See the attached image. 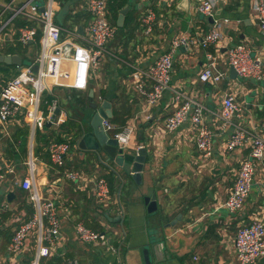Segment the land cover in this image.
<instances>
[{
    "label": "crops",
    "instance_id": "0c3cea01",
    "mask_svg": "<svg viewBox=\"0 0 264 264\" xmlns=\"http://www.w3.org/2000/svg\"><path fill=\"white\" fill-rule=\"evenodd\" d=\"M7 1L0 0V10ZM40 1L44 0H38V3ZM81 2L61 0L56 20L65 30L84 35L90 15L83 10ZM121 2L126 13L122 27H118L119 12L115 15L110 11L107 0L115 35L106 44V53L98 65L92 69L87 88H52L51 97L58 99L59 108L54 118L61 117L62 121L57 125L47 124L49 119H46L41 128L34 129L23 121L8 123L5 129L0 124V162L11 163L14 167V173L0 184V264H29L35 252L33 237L22 255L15 259L7 251L14 231L12 225L15 227L29 218L32 209L28 191L13 183L28 174L25 162L31 145L41 194L56 203L60 218L59 242L55 254L47 259L49 264H64L65 258H74L77 264H143L142 257L148 254L152 262L158 260L153 264H237L233 247L236 229L256 215L264 217V156L256 163L251 189L242 209L229 212L222 206L249 147L224 151V142L233 128L223 125L216 117L223 94L232 92L242 111L236 121L264 137V78L258 82L231 79L225 56L228 46L246 43L264 64V30L254 16L252 0H216L213 4V17L230 21L223 27L221 39L207 48L216 57L217 69L226 73L219 82L210 84L198 79L207 62L206 49L198 43L189 50L180 48L173 53L170 86L204 105V124L212 130L209 157H203L197 150L196 127L190 119L174 131L165 129L164 120L174 110L172 92L165 91L156 105L148 107L132 84V73L136 67L147 69L152 65L170 49L171 39L176 35L185 34L198 41L211 28V19L199 12L200 0ZM148 8L155 18L151 31L145 33L141 18ZM10 13L6 10L3 18L9 17ZM31 25L19 16L12 28L17 30ZM79 27L82 33H79ZM65 36L62 32V37ZM5 37L7 43L1 53L17 54L27 61L37 57L39 39L22 45L16 35L12 40L8 35ZM34 44L37 50L32 55ZM0 68L4 69L0 70L1 87L6 79L16 74L18 67L1 63ZM147 88H150L149 83ZM91 96L99 104L109 100L112 111L109 119L115 129L134 121L137 129L127 151L135 152L140 146L147 149L141 184L133 182L128 166L122 161L109 159V167L103 163L106 161L103 153L98 156L79 149V131L82 128L89 130L93 113ZM50 101L44 94L41 105L44 115ZM64 140H69L72 147L62 165L52 164L46 146L50 141ZM69 169L104 178L113 173V193L107 205L97 203L92 183L82 185L67 180L63 172ZM153 192L158 209L148 215L143 197ZM116 215H123L122 224L113 221ZM173 220L176 223L171 225ZM77 222L105 232L109 244L117 252L101 244L81 242L74 233ZM157 242L155 252L151 244ZM254 264H264V255Z\"/></svg>",
    "mask_w": 264,
    "mask_h": 264
},
{
    "label": "built area",
    "instance_id": "2783aa9c",
    "mask_svg": "<svg viewBox=\"0 0 264 264\" xmlns=\"http://www.w3.org/2000/svg\"><path fill=\"white\" fill-rule=\"evenodd\" d=\"M149 2L150 0H141ZM216 0H200L199 12L212 18L211 28L198 41L185 34L176 35L171 39L170 49L162 53L147 69L136 67L132 73V84L144 99L145 105H156L165 91L172 92L173 112L164 120L167 131L176 130L186 119H190L196 127L195 145L203 157L212 153V130L204 124V105L186 96L182 91L170 86L173 65V53L180 48L189 50L193 44L206 49L204 56L206 65L199 73L198 79L204 83L215 84L226 76L225 72L217 69L216 57L207 50L208 46L216 43L222 37V29L229 24L228 19H215L213 4ZM61 0H44L43 10L40 11L38 0H8L0 10V50L6 44L8 35H16V40L22 45L35 41L40 31V51L33 61L17 66L16 74L6 79L0 87V124L5 129L8 123L23 121L33 129L41 128L46 119L58 107V99L53 97L48 103V111L44 115L41 110L43 95H53V86H63L76 90H85L93 68L106 53V44L115 35V26L110 21L107 0H82L81 6L90 15V21L85 34L77 31L65 30L56 20ZM6 10L11 13L3 18ZM254 16L264 30V0H252ZM21 16L32 23L17 30L12 28L14 20ZM154 12L148 8L141 18L145 33L152 29ZM65 32V37H62ZM226 61L236 72V78L242 80L260 81L264 78L263 60L253 54L252 48L246 43H236L225 49ZM36 65V70L33 69ZM148 83L150 88H147ZM46 103V101H45ZM241 107L234 97V93H225L221 98V108L216 113L223 125L232 126L233 130L224 142L223 150L231 151L247 145L248 154L241 159L233 185L222 205L229 212L242 209L249 195L256 163L264 156V137L250 132L238 123ZM61 117L53 119L56 125ZM104 132L116 139L117 147L127 150L135 134L134 121L127 122L121 129L115 126L109 118L102 119ZM69 140L50 141L46 146L49 160L52 164L62 165L64 158L71 148ZM141 147V146H140ZM31 145L28 151L26 165L28 174L19 182L22 189L28 191V198L33 209L32 215L21 221L14 229L7 251L12 259L22 255L27 242L33 237L35 252L29 264H49L47 259L53 256L59 242L60 218L57 205L52 199L42 196L40 185L36 181V158ZM139 147H136V150ZM14 173L11 163L0 162V184L8 175ZM63 176L70 181L80 182L82 185L92 183L97 203L107 205L110 200L109 186L104 177L88 175L83 170L69 169ZM74 233L81 242L101 244L117 250L109 244L105 232L93 230L81 222L74 225ZM234 253L237 264H254L264 255V217L256 215L248 223L240 225L233 240ZM64 264H77L74 258H65Z\"/></svg>",
    "mask_w": 264,
    "mask_h": 264
},
{
    "label": "water",
    "instance_id": "95a60500",
    "mask_svg": "<svg viewBox=\"0 0 264 264\" xmlns=\"http://www.w3.org/2000/svg\"><path fill=\"white\" fill-rule=\"evenodd\" d=\"M42 4L43 1H40V11L43 10ZM125 13L126 7L120 9L119 15L116 20V25L118 27H122ZM210 19L212 21V18ZM78 31L79 33H82L81 27H79ZM1 63L6 65L20 66L23 63H26V61L22 60V57L20 55L3 54L0 51V64ZM33 69L36 70V65H33ZM229 76L231 79L236 78V72L232 67H230L229 69ZM90 107L93 110V113L89 121V130L86 131L84 128L81 129V133L77 141L79 149H81L82 151H92L98 156L99 154L103 153L104 155H106V161L103 162L106 166H109L107 164V161L109 159H118L122 161L128 166L130 178L133 180V182L137 185L141 184L142 171L146 161L147 149L144 146L139 147L137 150H135V152L119 149L117 147L116 139L104 132L101 125L102 119L110 118L112 116L111 103L109 102V100H104L99 104L97 102H94L91 96ZM58 112L59 108L54 111L50 119L47 121V124H50L52 122ZM10 195L11 193H8V196ZM143 204L145 206V211L148 215L156 212L158 209L156 193L153 192L150 195H145L143 197ZM113 221L122 224L123 215H116ZM175 223L176 220H173L170 224L174 225ZM157 244H159V242L151 244L155 252L158 247ZM145 249L144 251H146ZM142 261L143 264H153L155 263V261L158 260L154 259V262H152L151 257L148 254L147 256L144 255L142 257Z\"/></svg>",
    "mask_w": 264,
    "mask_h": 264
},
{
    "label": "trees",
    "instance_id": "16d2710c",
    "mask_svg": "<svg viewBox=\"0 0 264 264\" xmlns=\"http://www.w3.org/2000/svg\"><path fill=\"white\" fill-rule=\"evenodd\" d=\"M123 6V2H121V0H108V7L110 9V11H112L115 15L119 12V10L122 8ZM129 16V15H128ZM112 22V21H111ZM126 22H128V19L126 20ZM114 24V22H112ZM19 25V24H18ZM39 35L40 33L38 32L35 40L38 41L39 39ZM0 70H3V68H0ZM53 93V92H52ZM46 94V98L50 99L51 100V94H48V93H45ZM80 132V131H79ZM46 142V141H45ZM35 150V149H34ZM34 152V151H33ZM35 155V154H34ZM105 178L107 180V183H108V186H109V192L110 194L113 193V180H114V176H113V173H110L109 175H105ZM118 179V178H117ZM33 213V209H31L30 211V216L32 215ZM28 219V218H27ZM56 259V258H55Z\"/></svg>",
    "mask_w": 264,
    "mask_h": 264
},
{
    "label": "rangeland",
    "instance_id": "374dc122",
    "mask_svg": "<svg viewBox=\"0 0 264 264\" xmlns=\"http://www.w3.org/2000/svg\"><path fill=\"white\" fill-rule=\"evenodd\" d=\"M32 47H33V48H32V50H31V51H32V55H33V54L36 52V50H37V49H34V48L36 47V45H35V44H34V45H32ZM24 60L26 61V63L28 62L26 59H24ZM16 226H17V225H15V227H16ZM12 227L15 229V227H14L13 225H12Z\"/></svg>",
    "mask_w": 264,
    "mask_h": 264
}]
</instances>
